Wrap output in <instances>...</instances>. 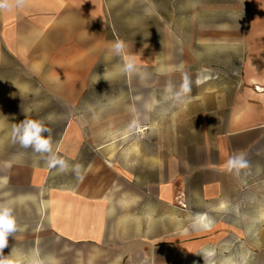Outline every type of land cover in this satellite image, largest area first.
<instances>
[{"label": "crops", "instance_id": "crops-1", "mask_svg": "<svg viewBox=\"0 0 264 264\" xmlns=\"http://www.w3.org/2000/svg\"><path fill=\"white\" fill-rule=\"evenodd\" d=\"M230 24L213 0L0 7V205L16 222L0 258L264 264V0ZM218 66L242 83H213ZM25 119L49 152L15 138ZM233 156L249 166L229 172Z\"/></svg>", "mask_w": 264, "mask_h": 264}, {"label": "clouds", "instance_id": "clouds-1", "mask_svg": "<svg viewBox=\"0 0 264 264\" xmlns=\"http://www.w3.org/2000/svg\"><path fill=\"white\" fill-rule=\"evenodd\" d=\"M25 0H15V3H3L0 7L11 10L14 7H23ZM123 47V44L118 42L115 45V50L119 52ZM128 69L132 68V64L127 65ZM100 77H97L96 81ZM187 91V88L184 89ZM49 132V129L41 126L39 121L25 119L14 128V136L19 140V143L25 147H32L37 152H49L51 150V140L45 138L44 133ZM48 167L56 168L59 172L68 171V164L65 160L53 157L47 162ZM249 166L248 161L243 156H233L227 161L226 168L229 172L233 169L240 170ZM71 171H74L78 179H82L79 175L80 165H75ZM16 231V222L12 214V208L8 205H0V250L6 246L7 239L10 234ZM208 256L212 255V252L207 253ZM0 264H10V261L4 258H0ZM29 264H44L40 260H32Z\"/></svg>", "mask_w": 264, "mask_h": 264}, {"label": "rangeland", "instance_id": "rangeland-1", "mask_svg": "<svg viewBox=\"0 0 264 264\" xmlns=\"http://www.w3.org/2000/svg\"><path fill=\"white\" fill-rule=\"evenodd\" d=\"M214 1V20L215 22H220L222 15L229 11V16H230V25H235L237 22V9H238V4L241 2V0H213ZM240 1V2H239ZM224 11V13L222 12ZM250 18L252 20V13L250 15ZM214 75L212 77V82L215 84H225L227 83V81L231 84H241L242 82L239 80V78L235 75L232 76L231 74L227 73L226 71L220 69V66H218V68H214ZM103 80V83H114V84H119L120 82V78L116 77L115 75H111L109 77H102L101 78ZM100 79V80H101ZM182 84H189L190 82H187L186 79H183ZM102 96V98L104 99V97L107 95H109L108 93H102L100 94ZM98 93L92 94V100H100L101 98ZM103 114L106 115H110V110L105 111V113L103 112ZM126 142L123 141L121 142V144H125ZM130 143V142H129ZM108 159H113L112 156L109 155L107 156V160Z\"/></svg>", "mask_w": 264, "mask_h": 264}, {"label": "bare ground", "instance_id": "bare-ground-1", "mask_svg": "<svg viewBox=\"0 0 264 264\" xmlns=\"http://www.w3.org/2000/svg\"><path fill=\"white\" fill-rule=\"evenodd\" d=\"M257 90H259V91H260L261 89H260L259 87H257Z\"/></svg>", "mask_w": 264, "mask_h": 264}]
</instances>
